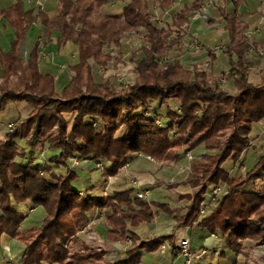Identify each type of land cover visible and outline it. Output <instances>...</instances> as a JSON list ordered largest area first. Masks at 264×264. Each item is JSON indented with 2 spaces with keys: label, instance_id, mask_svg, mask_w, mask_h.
<instances>
[{
  "label": "trees",
  "instance_id": "obj_1",
  "mask_svg": "<svg viewBox=\"0 0 264 264\" xmlns=\"http://www.w3.org/2000/svg\"><path fill=\"white\" fill-rule=\"evenodd\" d=\"M58 3V14L49 17L42 10L37 15L26 12L18 1L6 17L15 39L9 52H0V111L16 102L33 108L0 139V236L8 235L25 245L23 264H140L143 251L150 246L156 251L164 241L176 240L181 229L195 225L223 238L227 252L240 254L244 241L264 246V196L244 190L248 183L264 182V154L244 176L234 178L225 168L228 161L237 165L253 141V127L264 120V68L260 82L252 83L250 69L255 63L247 56L251 48L264 46L249 40L248 24L240 16L219 10L229 37L224 51L230 65L228 78L236 87V93L230 94L211 68L190 69L180 58L170 56L175 49L183 50L187 37L183 31L203 0H194L177 11L170 28L159 26L150 4L166 9L173 7V0H130L122 14L102 10L110 0ZM37 22L44 27L43 36L24 61L22 46ZM135 33L140 35L141 47L130 59L136 74L134 83L116 88L108 81L98 82L94 66L107 69L117 62L109 49H121ZM50 43L58 48L72 43L78 50L79 61L69 68L72 76L61 92L56 90L55 76L40 71L41 54ZM210 55L214 62L215 53ZM154 101L166 104L165 116L156 117L165 128L146 116ZM172 101L177 109L170 105ZM65 115H74L71 127ZM122 128L125 132L117 138ZM185 148L205 151L190 164L185 184L199 191L183 196L190 202L186 213L171 210L166 204H149L138 199L133 190L114 192L104 200L73 187L78 179L72 168L76 156L102 162L108 168L104 176L116 177L130 155L174 165L184 157ZM39 150L46 155H39ZM223 184L228 194L212 213L200 217L204 195ZM21 204L45 210L42 226L21 230L25 216L16 209ZM96 210L105 213L108 242L123 243L127 236L132 239L124 260L107 262L106 250L95 251L86 243L82 252L87 257L72 250L71 243L79 240L78 233ZM160 211L175 219V233L161 237L154 245H138L134 229L154 222Z\"/></svg>",
  "mask_w": 264,
  "mask_h": 264
},
{
  "label": "crops",
  "instance_id": "obj_2",
  "mask_svg": "<svg viewBox=\"0 0 264 264\" xmlns=\"http://www.w3.org/2000/svg\"><path fill=\"white\" fill-rule=\"evenodd\" d=\"M18 1H21L23 3L26 12H32L33 15H37L39 10H42L49 17H54L58 14L59 11L58 0H0V52H5V53L9 52L11 49V43L15 39V30L6 20V17L10 15L13 6ZM118 1L119 0H111L112 4H108L104 6L102 10L104 9L103 11L108 13L107 11L110 12L116 7L124 8L125 5L130 2V0H126L124 2L125 4L121 6V4L123 3L122 0L120 3ZM203 1L204 3L202 5V10L205 11L204 15L200 19L196 20L197 23L195 22L196 25L193 24L195 26L192 27V29L197 27L196 29L204 30L205 26L202 25V20L204 21L205 18L209 17L212 19L211 21L212 23L209 24H211L210 28L212 30H210V32L212 31V33H210V37L213 40V42L217 40L218 34L220 32L226 34L228 37V33L225 29L226 24L219 17V10L223 9L228 14H235L237 16H240L242 20L246 22L249 26L246 32L249 40L251 42H255L261 46H264V0H214L216 2L215 4L216 7L209 6L212 0H203ZM116 2L118 3L116 4ZM174 3L175 6L176 4H178L176 3L175 0ZM251 8L253 10H250ZM150 10L153 16L162 13V12H158V4H153V3L150 4ZM165 11H169V10H165ZM120 14H122V12ZM206 25L209 26L207 23ZM207 31L209 30L207 29ZM43 33H44V27L40 22L34 23L30 27L22 46V58L24 61L28 60L31 51L33 50L37 42L41 41ZM212 35L214 39L212 38ZM228 42H229V37H228ZM186 44L187 43H185V45ZM51 46H53V43L48 44L47 47L44 48L41 54L40 71L42 74L55 76L56 85H57L56 90L58 92H61L63 88L69 84L70 79L67 80L66 82L64 81L65 80L64 71L65 68L67 67L64 64L61 65V70L58 71L57 75L52 74L53 72H48V71H52V67H50L52 65L47 62L48 61L47 54L54 52L56 50L54 49V47L49 50ZM58 49L62 50V47ZM192 56L194 57L192 58L194 60L190 62V64L192 65L190 69H192L194 66H198L200 68L205 67L204 64H200V65L197 64L198 63L197 61L200 59L199 57H197L198 54L193 52ZM217 56L218 55H215L214 64H216L217 62ZM205 57L209 60H212V56H203V58ZM187 58L188 57H186V59ZM53 60L54 62H56L55 59H52L50 61L53 62ZM183 61L184 60H182V63ZM208 67L209 68L207 69L211 68V72L214 77L218 79V76H221V73L220 75L214 73L213 65L211 67L210 66ZM229 71H230V67H229ZM1 79H2V66L0 63V82ZM229 93L235 94L236 92L235 93L229 92ZM150 106L152 107L153 110L157 109V111H160L159 105H150ZM14 122L16 121L14 120L8 122V124ZM1 130L2 129H0V131ZM251 137L258 138L256 147L259 146V143L261 144L264 141V135L261 136L258 124H256L253 127ZM39 151H42V154H44V150H39ZM248 151L250 152L249 153L250 155L248 156L251 155L253 156V150H248ZM259 153L261 156L264 154L263 150ZM248 156L246 158H248ZM242 158H241L242 161L241 160L240 161L243 163L245 167L247 159L245 158L243 160ZM89 161L90 160L81 161L82 163L80 162L79 165L75 167L74 171H76L77 173L84 171L86 174L87 170H89L90 172L94 173L96 169L93 170L92 167L89 166L91 163ZM240 161L238 162V164H240ZM190 164L191 163L187 156L186 158L184 156L178 163L174 165H161L147 157L130 155L127 158H125V166L121 170L120 174L116 177H112L110 179L109 184L106 178L104 177V175L101 173L102 175L101 179L93 183V185L89 186L91 188L87 190H77V191H79V193H86L89 196L91 195L92 197L103 199L104 198L103 196L105 195L104 188L105 191L107 189L108 196L112 195V193L114 192H123L128 190H133L136 195L137 192L140 190L137 186L140 185L142 190H146L150 192L149 204L161 203L167 205L166 201H170L175 206L173 207V209L177 211H182V213H186L187 207L190 203L186 199H183V196L187 194L195 193V191H191L190 188L185 185V181H183L184 180L183 178L187 177L188 173H190V171L188 170ZM238 164L235 166L237 167ZM235 168L229 170L231 175L233 174ZM173 180H175V182H173ZM135 182L138 185L134 186ZM169 182L175 183V185L174 186L172 185L170 187V185H168L170 184ZM184 201L185 202L187 201L188 204H185ZM19 206L20 205L16 206L17 210H19L20 208ZM25 206L27 208H30V213L35 214V212H40L38 207L34 208V207H29L28 205ZM26 214L27 215L25 216L26 220L24 222V226L25 225L29 226L30 229H32L35 224H39L44 220V216L42 217V219L40 217H38V219H35L34 216L32 219H30L29 211H27ZM1 215H2V211L0 207V216ZM98 216L99 218H97ZM91 226H93L92 230L97 233V235L100 237V240L102 239L101 242H103L106 248L108 249L109 255L106 258L107 262L117 263L118 261L124 260L126 258L127 252L132 248V243H133L132 239L130 237H127L130 243H128L127 240L123 243L108 242L106 234L107 231L109 230V227L106 223L105 213L103 210H96V212L92 215L90 222L88 223V225H86V228H89ZM175 226H176V221L172 216L166 215L165 218H160V214H158L154 222H152V225L149 226L144 224L134 229V235L139 239L138 245L144 242H149V243L152 242L153 243L152 245H154V243L158 241V239H160L161 237H167L175 233ZM21 230L28 231L22 228ZM77 237L79 239L83 238L85 240L84 236L81 235L80 233H78ZM188 237L191 240V249L193 252L198 253L203 249H206L208 252V254L205 256V258L200 264H234L243 255L241 253L234 254L231 252H227L225 246V240L223 238H221L220 236L209 235L204 229L195 225L193 227L181 229L178 238L174 240L172 243L169 241L167 242L165 241L164 244L167 245H165L164 250H162L161 249L162 246H160L158 250L151 251L152 246H150L151 248H149L148 251L146 252L143 251L142 260L140 264H186L183 257H180L178 255V248L181 245V241L187 239ZM84 243L88 245L86 240ZM251 247H254V249H252L254 252L259 251L262 252V254L264 252L263 250L264 246L257 247L255 246V244L250 245L249 247L246 246V248H248L249 250H251L250 249ZM88 248H90L89 245ZM24 253H25L24 244L12 239L8 235L4 234L0 236V264H23ZM121 253H123L124 255L122 256ZM261 259H264L263 255Z\"/></svg>",
  "mask_w": 264,
  "mask_h": 264
},
{
  "label": "rangeland",
  "instance_id": "obj_3",
  "mask_svg": "<svg viewBox=\"0 0 264 264\" xmlns=\"http://www.w3.org/2000/svg\"><path fill=\"white\" fill-rule=\"evenodd\" d=\"M125 1L126 0H122L123 3L121 4V6H123L125 4L124 3ZM175 1L178 4H176V6H175V3H174L173 6H175V7H173V8L168 7L166 9H162L158 5V12H162V13H159L158 15H155V16L163 21V23L159 24L160 27L170 28V26L173 23V18L175 16V14L177 13V11H179L180 8L191 5L194 2V0H182V1L175 0ZM118 2L120 3L121 0H119ZM118 2H116V4ZM203 3H204V1H203ZM109 4H112L111 0H110ZM212 7H216V5H214ZM123 9L124 8H122V7H116L112 11H110V12L107 11V12L111 13V14H120ZM165 10H169V11H165ZM250 10H253V9L251 8ZM155 16H153L154 20H156ZM211 21H212V19L209 17L205 18L204 21L202 20V25L205 26L204 30L203 29H196L197 27L192 29V27H194L197 22L193 21V19L191 18L190 24L183 31L187 34V37L185 39V43H187V44L183 47V50L175 49L170 54V56L173 58H180V59L183 58L182 60H184L183 61L184 65L187 68H191L192 65L190 64V62H192L194 60V59H192V58H194L192 56V53L195 51V49L192 48L190 45L193 43H197L196 45L204 46L207 49L206 52L198 54L197 57H199L200 59L197 61L198 62L197 64H199V65L204 64L205 67H203V68L207 69V68H209L206 66V64L208 63V65H210V67L213 65V70H214L215 74L217 73L220 75V73H221V75L222 74L228 75L229 67H230L229 60H228V57L224 54V52L222 50L219 49V50H216L213 52V53H216L215 55H218L216 64H214L215 62H212V60H209L206 57L203 58V56H211L210 52L213 51V49H215L216 47L228 45V43H229L227 35L223 34L221 32L218 34L217 40L215 42H213V40L210 37V33H212V31L210 32V30H212V29L210 28L211 24H209V23H212ZM206 23L209 26H207ZM193 24H195V25H193ZM171 28H173V27H171ZM207 29L209 31H207ZM212 38L214 39L213 35H212ZM140 39L141 38H140V35L138 33L132 34L124 41V44H123L121 49H117V48L113 49V53L115 54L114 57L118 58V60H117V62L113 61L114 63H111V65L107 69L94 66V74H95L96 80L98 82H102V83L108 81L109 83H111V85H113L116 88H127L129 85L133 84L135 81V78H136V74L134 72V65L132 64L130 59H131L133 53L138 51V49L141 47V40ZM215 39H216V37H215ZM56 46L57 45L55 43H53V46H51L49 48V50L52 49L53 47L56 50L54 52L47 54L48 55V61L47 62L52 65V66H50V67H52V71H48V72H53L52 74L57 75L58 71L61 70V65L64 64L65 66H67L65 68V71H64V73H65V78H64L65 80L64 81L66 82L67 80L71 79V76H72L69 68L72 65L78 63V61H79L78 50L74 46V44H72V43L67 44L65 47L63 46L62 50H59L57 48L58 46L57 47ZM186 57H188V58L186 59ZM119 58H121V59H119ZM52 59H55L56 62H54V60H53V62H51L50 60H52ZM161 60H165V59H161ZM252 61L255 63V67L251 68L250 81L254 84H258L260 82V75H261L260 71L264 68V57L258 56L257 59H253ZM211 62H212V64H211ZM120 79H122V81ZM221 79H222V76H218L217 80L219 82H221ZM222 87H224L225 90H227L229 92H232V93L236 92V87H235L234 81L233 80L231 81V79H229L228 76H227V83ZM150 105H159L160 111H157V109L153 110L152 107L150 108V106H149V108L146 110V116L151 117L153 119H156V117H160V119H161L165 116L167 107H165L164 105H166V104L161 103L160 101H154V102H151ZM170 105H172V107L177 109V107H176L177 104L175 103V101H172L170 103ZM32 110H33L32 106H30L26 103L16 102V103H10L2 111H0V125H1L0 129H2L0 131V139H3L5 137V133L8 131H12L16 125L15 122L12 123L14 125V127H13V129H10L9 125L11 123L8 124V122H11L14 120L16 122L18 120L22 121V120L26 119L31 114ZM65 119L68 122L70 127L74 124V115H65ZM95 125H96V123H95ZM124 132H125V128H122L119 132H117L116 137L121 138L123 136ZM171 135L173 137H175L176 133L172 132ZM259 146L254 147L253 149H249V150H253V156L252 155L248 156V155H250L249 151H246L244 153V155L242 156L243 160L248 156V158H246L247 161H246L245 167H244L243 163L241 162L242 160L240 161V164L237 163L238 164L237 167L235 166V164H233L232 161H228L225 163V168L228 170H231V169L236 167L233 171V174L232 175L230 174L232 177L238 178L239 176L246 175V173L255 165V162L258 161L260 156H261L259 152H261L263 150V153H264V141L261 144L259 143ZM186 150H188V148H185L182 151V154H183V156H185V158H186V156L187 157L193 156V160L191 161V163L195 160L200 159L205 154L204 153L205 151H203V148H198L196 150H188L189 153ZM40 154H42V151H39V155ZM44 155H46V154H44ZM41 157H44V159H45V156H41ZM74 159H75V162H74ZM81 161H84V160H82L79 156H76L72 159V164L74 162V167H77ZM89 162H91L89 166L92 167L93 170L96 169V171H94V173H93V172H90L89 170H87L86 174L84 171L78 173L79 177L73 183V187L76 190H87V189L91 188L89 186L93 185V183H95L101 179V176H102L101 173L103 175L107 174V171H100L96 168V162L94 160H90ZM75 163L78 165L76 166ZM86 163H88V162H86ZM166 165H171V164H166ZM60 172L64 173V170L61 169ZM105 178L109 184L110 179L112 177H105ZM186 178L187 177L183 178L184 179L183 181H186ZM173 182H175V180H173ZM168 185H170V187H171L172 185L174 186L175 183H170ZM185 185L187 186V184H185ZM137 187L139 189H141L140 185ZM20 190H21V188L15 189V192H19ZM190 190L195 191V193L199 191L198 189H196V190L190 189ZM244 190L247 192L258 191L259 193H261L264 196V182H263V180H260V181H257L256 183H248L244 187ZM104 192L107 193V189L105 191V188H104ZM103 197H104V200H107V198L109 197L108 193H107V195H104ZM148 200L150 201V196H149ZM187 201L189 202V200H187ZM187 201L186 202L184 201L185 204H188ZM166 203L170 207L171 210L176 211L175 209H173V207H175L173 203H171L170 201H166ZM19 207H20L19 208L20 212L22 214H24V216H26L27 211H29V218L30 219H32L33 216L35 219H38V217H40L42 219L43 216L45 218V210L42 207H38L40 212H35V214L30 213V208H27L25 206V204L20 205ZM199 213H200V210H199ZM159 214H160V218H165L166 215L168 216V214H166L162 211H160ZM97 218H99V216ZM25 220H24V222H25ZM103 220H105V219H103ZM24 222L22 223L21 228L25 229V230L30 229L29 226H26V225L24 226ZM42 224H43V221L40 222L39 224H35L33 228H38V227L42 226ZM146 225L150 226V225H152V223L146 224ZM92 228H93V226L89 227L88 231L92 234L94 233V235H96L98 237V239H100V237L97 235L96 232H94L92 230ZM84 238H85V236H84ZM126 240H127V238H126ZM84 242H85V240L83 238H80L79 240L76 241V243L75 242H74V244L71 243V246H72V250L75 249L76 251H81V253L85 257H87V253L82 252V251H84V248H83ZM164 243H165V241L162 243L161 246L165 247V245H167ZM242 245L244 247L243 248L244 251H242L241 254H243V255L234 264H264V259H261L262 255L264 256V252H263V254H262V252H259V251L254 252L252 250V249H254V247H251L250 248L251 250L246 248V246L249 247L250 245H253V243H251L250 241H244L242 243ZM257 247H259V246H257ZM105 252L106 253L104 255V260L106 261V258L109 255L108 249H106ZM124 253H126V252H124ZM121 254H122V256L124 255L123 253H121ZM207 254H208V252H207Z\"/></svg>",
  "mask_w": 264,
  "mask_h": 264
},
{
  "label": "built area",
  "instance_id": "obj_4",
  "mask_svg": "<svg viewBox=\"0 0 264 264\" xmlns=\"http://www.w3.org/2000/svg\"><path fill=\"white\" fill-rule=\"evenodd\" d=\"M216 4V2L214 0H212L209 4V6H214ZM204 12L202 10V7L195 13V15L192 17L193 21H196L198 19H200L201 17H203ZM164 16V15H163ZM155 21L157 23H163V21L159 18H157L155 16ZM197 43H193L190 46L192 48L195 49L194 53L199 54V53H203L206 52L207 49L204 46H200V45H196ZM113 49L111 48L109 49V52L113 53ZM222 50L223 52L226 51L227 49V45H223L221 47H216L215 49H213L214 52L216 50ZM247 56L250 60L253 59H257L258 56L259 57H264V48H260V49H255V48H251L248 52H247ZM206 66L208 67V63L206 64ZM251 71V69H250ZM222 79L220 84L222 86H224L227 83V76L228 75H221ZM122 81V79H120ZM156 124L161 127V128H165V126L163 125L162 121L160 119H156ZM259 125V130H260V134L261 136L264 135V120L258 123ZM14 125L11 123L9 125L10 129H13ZM257 141L258 138H253L252 143L250 144L249 149H253L254 147H256L257 145ZM189 153V152H188ZM188 159L191 163V161L193 160V156H188ZM75 162V159H74ZM74 162L72 164V168L74 167ZM76 164V163H75ZM78 164H76L77 166ZM97 168L100 171H107V167L106 165H104L102 162H97ZM188 170L190 171V167L188 168ZM138 185L136 182L134 183V186ZM228 194V190L225 184L223 185H217L215 187H213L211 189V191L209 193H207L204 197L203 200L201 202V206H200V217H205L207 215H209L210 213H212L217 206L219 205V202ZM105 195H107V193H105ZM80 196L82 197H86L85 194H80ZM150 196V192L146 191V190H142L140 189L137 194L136 197L140 200H144L147 201L149 203V198ZM81 235L85 236V240L87 241V243H89L88 245L90 246V248H92L93 250L96 251H101V250H106V246L103 242H101L100 239H98V237L96 235H94V233H90L88 231V228H84L79 232ZM127 242L130 243L129 239L127 238ZM162 250L165 249L164 246H162L161 248ZM207 254V250L203 249L202 251L195 253L192 251L191 249V240L188 237L187 239H184L181 241V245L178 248V255L183 257L186 264H200L203 259L205 258V255Z\"/></svg>",
  "mask_w": 264,
  "mask_h": 264
}]
</instances>
